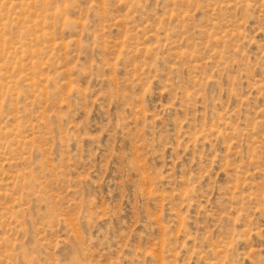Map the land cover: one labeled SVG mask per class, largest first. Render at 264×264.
I'll use <instances>...</instances> for the list:
<instances>
[{
	"label": "rangeland",
	"instance_id": "obj_1",
	"mask_svg": "<svg viewBox=\"0 0 264 264\" xmlns=\"http://www.w3.org/2000/svg\"><path fill=\"white\" fill-rule=\"evenodd\" d=\"M0 264H264V0H0Z\"/></svg>",
	"mask_w": 264,
	"mask_h": 264
}]
</instances>
